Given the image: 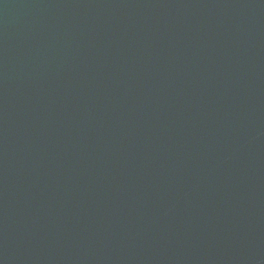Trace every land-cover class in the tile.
Returning <instances> with one entry per match:
<instances>
[{
    "label": "water",
    "instance_id": "95a60500",
    "mask_svg": "<svg viewBox=\"0 0 264 264\" xmlns=\"http://www.w3.org/2000/svg\"><path fill=\"white\" fill-rule=\"evenodd\" d=\"M0 264H264V0H0Z\"/></svg>",
    "mask_w": 264,
    "mask_h": 264
}]
</instances>
